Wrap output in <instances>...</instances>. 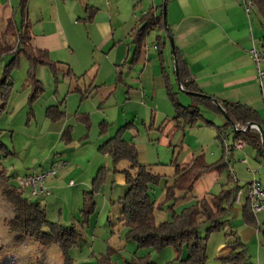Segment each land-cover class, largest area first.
I'll list each match as a JSON object with an SVG mask.
<instances>
[{"label":"rangeland","instance_id":"obj_1","mask_svg":"<svg viewBox=\"0 0 264 264\" xmlns=\"http://www.w3.org/2000/svg\"><path fill=\"white\" fill-rule=\"evenodd\" d=\"M254 11L260 20L264 19L257 6ZM23 19L19 0H0V141L4 145L0 165L13 186H18V177L54 167L55 174L44 180L50 194L32 196L29 189H24L22 195L39 202L47 220L73 227L77 236L67 249V262L59 244L44 245L28 236L10 233L7 221L13 210L0 191V264H130L135 260L141 264H184L186 243L178 251L171 244L156 249L139 246L126 237L127 227L120 221L117 200L128 186L124 169H128L129 162H114L107 151L100 149L102 143L116 135L134 145L138 162L160 175L149 189L156 203H161L154 212L157 223L171 219L173 211L180 212L203 195L235 191L238 180L243 196L240 203L234 201L235 193L223 201L224 224L210 233L206 232L205 222L199 224V234L206 236L205 259L199 264H224L218 255L235 237L243 244L248 264H264V221L247 223L242 215L246 184L256 179L264 186V156L251 144L231 150L228 167L202 174L185 197L177 201L165 199V182H172L175 164L188 163L200 154L207 163L226 160L223 141L231 145L234 138L230 125L223 127V141L217 138L216 126L226 123L224 115L179 88L171 64V82L182 104H197L201 113L195 124L182 123L172 130L171 121H164L162 113L156 114L159 112L151 96L143 101L141 89L135 90L145 60L115 74L99 71L96 81L89 84L95 71L82 81L76 71L68 74L59 64L54 69L30 61L18 47ZM11 22L13 28L9 29ZM152 35L153 32L149 39ZM166 45L170 58L169 37ZM150 68L142 76L147 88L152 86ZM78 79L80 86L76 89ZM104 80L113 83L112 87L102 85ZM261 99L264 116V97ZM164 103L173 107L169 98ZM162 104L163 99L158 101L159 110L164 109ZM244 159L247 163L242 162Z\"/></svg>","mask_w":264,"mask_h":264},{"label":"crops","instance_id":"obj_2","mask_svg":"<svg viewBox=\"0 0 264 264\" xmlns=\"http://www.w3.org/2000/svg\"><path fill=\"white\" fill-rule=\"evenodd\" d=\"M163 1L27 0L26 10L22 14L32 45L45 50L49 58L66 68V71L68 68L76 71V76L80 75L82 81L95 71L89 84L96 81L99 71L115 74V71H122L127 66L129 69L134 68L138 61L145 60L144 71L141 72L135 90L141 89L143 101L151 96L155 111L159 112L156 114L162 113L161 117H164V121H171L172 127L174 109L164 103V99L168 98L164 71L173 87L169 73L172 64L176 82L182 88L177 76V64L175 72L176 51L183 75L193 80L203 93L218 101L247 104L256 111L259 118L264 119L261 113L264 82L258 79L255 64L248 53L253 42L256 45L264 44V19L260 20L255 13L257 5L253 4L247 12L242 0H166L165 20L168 31L165 27L148 30L145 46L134 59L135 46L131 31L139 24L141 16L149 11L163 16ZM11 24L9 29L13 28ZM168 32L174 43V54L170 53V58L166 52ZM158 36L161 39L160 47L156 46ZM148 65L151 66L149 73L152 77L150 88L142 83ZM80 79L76 81V89L79 88L77 85ZM112 84L105 80L102 82L104 86L112 87ZM162 99L164 109L159 110L158 101ZM236 141L229 144L230 153L231 150L244 149L245 145L236 147ZM262 160L264 162V157ZM252 181L263 186L259 180ZM237 182L235 186L238 188ZM238 190L233 199L240 203L243 191ZM244 198L242 208L249 199L248 187ZM255 217L257 224L258 219L263 222L264 209Z\"/></svg>","mask_w":264,"mask_h":264},{"label":"trees","instance_id":"obj_3","mask_svg":"<svg viewBox=\"0 0 264 264\" xmlns=\"http://www.w3.org/2000/svg\"><path fill=\"white\" fill-rule=\"evenodd\" d=\"M251 1L258 6L264 16V0ZM26 4L27 0H19L22 12L26 10ZM164 27L162 14L156 15L155 12L149 11L141 16L139 24L131 31L132 43L135 46L134 59L145 46V37L148 30L153 28L163 29ZM157 41L159 42L156 46L160 47L161 39L159 36ZM18 47L32 62L48 64L54 69L59 64L50 59L45 50L32 45L24 21L21 30L18 32ZM174 59L177 64V76L182 90L187 91L197 102L221 112L208 94L203 93L193 80L186 79V76L183 75V67L177 51L174 54ZM66 73L71 74L69 68ZM164 75L166 92L174 109V115L171 118L174 121L172 130L180 128L182 123L195 124L201 117L199 107L197 104L183 105L178 98V93L171 86L165 71ZM219 103L227 113L229 120L233 121L238 129L244 128L249 122H254L260 124L264 131V119L259 118L251 106L233 101H219ZM227 125L232 128L234 140H242L245 144H251L264 156L261 135L255 128H251L248 131H234L231 123L226 119V123L223 126H216L217 138L223 141V127ZM100 149L107 151L114 162L123 159L129 162L128 169H124L128 186L123 196L117 200V204L120 207V221L127 227L126 237L135 240L139 246H151L156 249L171 244L178 251L180 246L186 243L188 245V254L183 260L184 264L203 263L206 236L202 237L199 234V224L202 222L207 224V233L218 230L224 224L221 219L225 211L223 201L233 195L238 188L235 186V191L226 190L220 194H209L196 198L193 203L182 207L180 212L176 213L173 211L171 219L157 223L154 212L155 209L161 208V203H156V199L150 195L149 189L152 183L159 180L160 175L152 172L149 166L138 162L134 145L126 142L119 135L107 139L100 145ZM2 150H4V145L0 141V152ZM223 166L228 167L225 160L221 159L214 163H207L202 154L193 157L188 163L175 164L172 182L170 184L167 181L165 182V199L177 201L185 197L192 191L194 183L202 174L212 170H221ZM0 191L11 204L13 210V216L7 221L9 232L28 236L44 245L57 243L61 246L64 258L69 262L67 249L75 242L77 236L75 229L47 220L40 203L32 202L25 198L22 195L23 190L19 186L11 184L9 176H7L1 165ZM242 215L247 223L257 224L249 201L243 205ZM241 246H243L242 242L235 237L234 240L227 242L225 252L219 254L218 258L224 264H248L247 256ZM130 264L141 263L135 260ZM145 264L151 263L146 262Z\"/></svg>","mask_w":264,"mask_h":264},{"label":"built area","instance_id":"obj_4","mask_svg":"<svg viewBox=\"0 0 264 264\" xmlns=\"http://www.w3.org/2000/svg\"><path fill=\"white\" fill-rule=\"evenodd\" d=\"M245 4V10L248 12L249 8L253 6V2L251 0H242ZM248 53L253 60L256 67V74L260 82H264V44L256 45L254 42L252 46L249 48ZM236 147L240 148L244 145L242 140H237L234 144ZM224 151L226 162L229 165V154H230V145L223 141ZM246 162V160H243ZM56 169L52 167L49 171H45L42 173L31 172L26 174L23 177H18L17 182L18 186L24 190L29 189L30 194L32 196L45 197L50 194V191L45 188L44 180L51 174H55ZM72 184V181L69 182ZM248 201L252 213L255 216H258L260 211L264 209V187L260 185L257 181H252L248 183ZM240 194V190L237 191V195Z\"/></svg>","mask_w":264,"mask_h":264},{"label":"water","instance_id":"obj_5","mask_svg":"<svg viewBox=\"0 0 264 264\" xmlns=\"http://www.w3.org/2000/svg\"><path fill=\"white\" fill-rule=\"evenodd\" d=\"M165 5H166V0L163 1L162 13H163V19H164L165 28L168 31L167 24H166V20H165ZM168 36H169L170 41H171L172 54H174V43H173L172 36H171V34L169 32H168ZM174 63H175V72H176V62L174 61ZM183 91L188 94L187 91H185V90H183ZM209 98L216 103V105L220 109L221 113L231 123L234 131H237V130L248 131L251 128L257 129L259 131L260 135H261L262 148H263V151H264V131H263V129H262V127H261L260 124L254 123V122H249V123H247V125L244 128L238 129L236 127L235 123L233 121L229 120V117H228L227 113L222 108V106L220 105L219 101L215 97L209 96Z\"/></svg>","mask_w":264,"mask_h":264}]
</instances>
